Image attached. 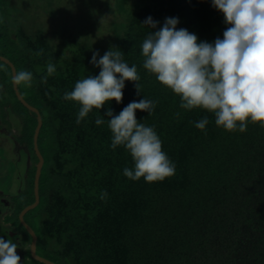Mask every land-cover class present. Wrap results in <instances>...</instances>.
Wrapping results in <instances>:
<instances>
[{"label": "trees", "instance_id": "16d2710c", "mask_svg": "<svg viewBox=\"0 0 264 264\" xmlns=\"http://www.w3.org/2000/svg\"><path fill=\"white\" fill-rule=\"evenodd\" d=\"M19 1L0 0V54H8L17 72L32 73L28 92L33 101L27 102L43 119L38 145L45 160L40 203L46 209L42 207L37 235L38 244L49 252H39L41 256L56 264L61 263L52 258L63 259V264H225L231 256L210 254L214 244L224 238L229 243L231 237L248 239L257 221H262L258 241L264 243V127L248 123L243 133L225 131L211 113L181 109L179 97L142 67L140 45L152 31L142 23L149 16L159 22L157 30L166 17H177V27L199 40L222 38L227 25L210 0H113L116 7L105 0L114 9L105 39L93 37L99 25L94 21L77 31L58 24L51 37L36 20L37 28L28 32L32 14ZM43 1L52 6L56 0ZM94 1H86L90 19L96 12ZM50 14L56 17L58 11L52 7ZM110 48L136 65L140 95L135 82L125 81L121 103L112 100L105 107L117 114L142 97L156 102L151 114L137 110L136 118L155 129L162 150L175 164V174L163 181L126 178L123 169L131 168L132 160L122 146L110 147L107 118L96 125L99 110L93 109L77 123L80 105L62 98L77 80L98 74L99 68L89 63L93 52L102 56ZM49 63L55 65L51 75L46 71ZM0 87L6 89L1 70ZM2 98L0 106L6 108ZM205 116V129H197L194 122ZM34 117V125L32 118L27 124L32 134ZM43 186L48 187L46 197ZM33 188L34 182L31 203ZM101 193H106L103 199ZM244 221L248 231L240 224ZM227 245L222 241L226 252H238ZM250 250L252 257L262 255Z\"/></svg>", "mask_w": 264, "mask_h": 264}, {"label": "clouds", "instance_id": "9594fccd", "mask_svg": "<svg viewBox=\"0 0 264 264\" xmlns=\"http://www.w3.org/2000/svg\"><path fill=\"white\" fill-rule=\"evenodd\" d=\"M210 4L223 14L227 25L222 38L212 42L178 28L177 17H166L158 30L159 22L147 17L142 24L152 31L140 45L142 67L179 97L181 109L211 113L215 125L225 131L243 133L248 123L264 127V0H210ZM89 63L99 68L98 74L77 80L62 97L80 105L76 122L80 123L93 109L99 110L96 125L104 124L107 118L110 147L122 146L132 160V167L123 169L126 178L156 182L173 176L175 164L162 150L155 129L136 118L137 110L151 114L156 102L142 97L129 102L117 114L105 107L112 100L121 103L125 81L135 82L140 95L136 65H129L122 52L113 48L102 56L93 52ZM46 71L53 74L55 65L49 63ZM32 78L30 71L21 70L12 76V83L30 86ZM207 124V116L194 122L200 130ZM104 196L106 193H101V199ZM0 264H21L17 244L3 236Z\"/></svg>", "mask_w": 264, "mask_h": 264}, {"label": "rangeland", "instance_id": "374dc122", "mask_svg": "<svg viewBox=\"0 0 264 264\" xmlns=\"http://www.w3.org/2000/svg\"><path fill=\"white\" fill-rule=\"evenodd\" d=\"M72 1V5H70L66 0H62L60 3H57L59 1L56 0L52 6L45 3L43 0H25V4L19 1L20 5L24 6L32 14V23L31 21L29 22L30 26L27 31L30 32L32 28H37L35 24L36 20H38L42 22L41 27L45 28L46 34L52 37V30L58 26V24L77 31L84 25H88L90 22L94 21L99 25L96 26V29L93 31V37L105 39L108 33V27L110 26L108 23L113 20V13H111V11L114 9L106 6L107 1L105 0H95L92 6H94L96 12H94V16L90 19L86 11L89 9V4L88 2L86 3L88 0ZM108 3L111 7L114 6L113 0H109ZM92 6L90 5V7ZM52 7L58 11L56 17H52L50 14ZM114 7H116V5ZM0 51L3 50L0 49ZM7 56L8 54L6 53V58ZM5 67L6 71H4ZM0 70L2 71V76L6 77V89L0 87V98L3 97L2 99L6 101V108L0 106V236L6 238L7 235H9L11 240L14 239V241L18 243L17 253L21 257V264H36V260L29 257L31 250V246H29L31 242L30 237L26 233V229H23L24 227L19 219L21 211L31 205L33 200L32 185L35 175L34 168L37 167L38 163L35 160V152L33 153L32 151L34 150V138L33 140L31 139L32 135L34 136V134H32L33 129L27 127V124L32 118L34 125L35 117L16 97L12 89L13 84L11 87V77L8 66L0 62ZM4 73H6V75ZM18 88L26 101H33L28 92L30 90L29 86L20 84ZM47 188L48 187L45 186L42 187V194L44 197H46ZM42 207L44 210L46 209L45 203L29 211L24 217L25 222L38 233H40L41 230L39 218H42L41 216L43 215ZM261 222L262 221H257V223H254L251 232L247 229V223H245V221L243 223L241 222L240 224L248 231V239L245 236L241 241L237 237L233 239L231 237L230 243L229 239L224 238L218 240V242L214 244L213 252L210 254H215V257H218V259H225V256L229 254L231 259L228 262L226 261L225 264H264V243L258 241L259 235L262 232L258 228V223ZM4 226L8 231L11 229V233H6V229H3ZM20 238H23V243L19 242ZM222 241L228 242L227 246L231 244L237 247L238 252L236 254L233 252H226L227 249L222 247ZM21 243L26 246V252L22 249ZM250 249H256L261 252L262 255L252 257L253 252H251ZM38 252L49 251L41 244L39 245ZM198 254L199 253H197L196 256H198ZM52 259L61 264L64 263L63 259ZM201 259L204 260L202 257Z\"/></svg>", "mask_w": 264, "mask_h": 264}, {"label": "water", "instance_id": "95a60500", "mask_svg": "<svg viewBox=\"0 0 264 264\" xmlns=\"http://www.w3.org/2000/svg\"><path fill=\"white\" fill-rule=\"evenodd\" d=\"M0 61L3 62L4 64L8 65L11 68L12 76H14L17 73L16 67L8 58L0 55ZM13 88H14V91H15V94H16V97L18 98V100L30 112L36 114V118H37V127H36L35 132H34V141H33L34 142V151H35V154L38 158V164H37L36 172H35V176H34V199L35 200L31 205L27 206L25 209H23L21 211V214L19 215V219H20L21 224L24 227V229H26L27 232L29 233V235L32 237L31 250H30L32 258L37 260V262H40L42 264H56V263L38 255V253H37L38 236H37L36 232L33 229H31L32 227L25 222V219H24L25 215L29 211L35 209L40 204V179H41L42 170H43V167L45 164V160H44L42 153L39 149L38 138H39L40 131H41V128L43 125V119H42V116L40 114V111L36 107L30 105L25 100V98L22 96V94L19 91L18 85L13 84Z\"/></svg>", "mask_w": 264, "mask_h": 264}, {"label": "flooded vegetation", "instance_id": "af4514ba", "mask_svg": "<svg viewBox=\"0 0 264 264\" xmlns=\"http://www.w3.org/2000/svg\"><path fill=\"white\" fill-rule=\"evenodd\" d=\"M20 159H21V158H20ZM8 228H9V226H8ZM3 229H6V227L4 226ZM23 229H24V228H23ZM31 229H32V228H31ZM33 230H34V229H33ZM34 231H35V230H34ZM8 232L11 233V229H9V231L6 229V233H8ZM35 232H36V231H35ZM26 233L29 235V233L27 232V230H26ZM36 234H37V232H36ZM37 236H38V235H37ZM29 237H30V241H31L29 246H31V243H32V237H31L30 235H29ZM7 238L10 239V238H9V235H7L6 239H7ZM10 240H11V239H10ZM24 240H25V239H24ZM12 241H14V239H12ZM14 242H15V241H14ZM19 242H22V243H23V238H20V241H19ZM15 243H16V242H15ZM22 243H21V244H22ZM38 243H39V242H37V253H38V255H40L39 252H38V248H39V244H38ZM16 244H18V243H16ZM21 247H22V249L26 252V246L22 244ZM24 251H23V252H24ZM30 256L32 257L31 252H30ZM40 256H41V255H40ZM42 257H43V256H42ZM44 258H45V257H44ZM46 259H48V258H46ZM34 260H35V259H34ZM48 260H49V259H48ZM36 261H37V260H36Z\"/></svg>", "mask_w": 264, "mask_h": 264}]
</instances>
